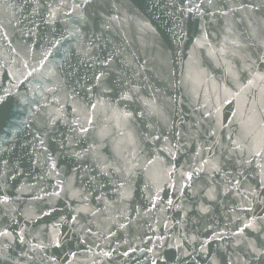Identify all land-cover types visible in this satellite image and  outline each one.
I'll return each mask as SVG.
<instances>
[{"label":"water","instance_id":"water-1","mask_svg":"<svg viewBox=\"0 0 264 264\" xmlns=\"http://www.w3.org/2000/svg\"><path fill=\"white\" fill-rule=\"evenodd\" d=\"M82 3L0 0V264H264V0Z\"/></svg>","mask_w":264,"mask_h":264},{"label":"snow or ice","instance_id":"snow-or-ice-1","mask_svg":"<svg viewBox=\"0 0 264 264\" xmlns=\"http://www.w3.org/2000/svg\"><path fill=\"white\" fill-rule=\"evenodd\" d=\"M88 3H89V0H83V3H82L81 5H78L77 7H83V6H86ZM208 3H209V5H211L212 0H208ZM189 11H192V9H189ZM225 15H226V13H225ZM80 18L83 19V17H80ZM233 54H235V53H233ZM101 76H103V73H101ZM101 76L96 77L97 81H99V80L101 79ZM257 79H259V80H261V81H264V75H258V76H257ZM253 83H254L253 80H249V85H252ZM125 98H126V99H130V97H125ZM53 167H55V165H53ZM213 170H215V171H219V168L214 164V165H213ZM193 176H194V172H193V173H188V174H187V179H188L189 181H192V180H193ZM237 183H239V181H237ZM262 183H264V181H262ZM189 186H190V185H189ZM2 202L5 203V204L8 203L7 197H5L4 200H3ZM169 203H171V201H169ZM244 211H246V212H252V209H251V208H247V209H244ZM256 219L264 220V217H255V216H253V219H252V220H250V221H246V222L244 223V228H242V229L240 230V234H243V233H244V229H251V230H253V231L257 230L256 227H255ZM3 235H5V236H10L11 234L5 232V233H3ZM19 239H20V242H21V243H24V240H23L22 236H21ZM56 246L59 247L60 244L57 242V243H56ZM33 250H35V249H33ZM252 250H253L254 252L257 251L256 248H253ZM261 254H264V253H261Z\"/></svg>","mask_w":264,"mask_h":264}]
</instances>
